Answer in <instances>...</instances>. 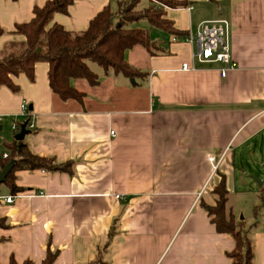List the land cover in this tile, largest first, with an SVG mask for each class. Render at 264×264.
Instances as JSON below:
<instances>
[{
  "label": "crops",
  "instance_id": "0c3cea01",
  "mask_svg": "<svg viewBox=\"0 0 264 264\" xmlns=\"http://www.w3.org/2000/svg\"><path fill=\"white\" fill-rule=\"evenodd\" d=\"M46 1L0 0V50L24 40L12 32L15 24L31 19L33 8ZM187 1L185 7H166L165 16L187 33L203 21L226 20L236 66L225 76L221 63L194 57L195 44L173 41L159 29L151 37L154 53L140 45L125 52L140 72L134 77L93 70L88 63L99 82L72 81L84 92L81 102L53 94L44 61L35 63L32 81L24 73L12 76L17 91L0 86V161L16 140L12 125L26 119L20 113L25 100L33 127L22 139L29 150L71 166L70 173H14L22 191L12 202L0 198V218L7 224L0 226L1 264L11 257L40 264L48 248L57 251L51 264H85L97 254L99 264H232L226 255L232 236L216 231L201 204H215L212 189L223 174L226 212L238 219L237 192L246 190L237 179L256 173L248 149L264 129V0ZM116 2L74 0L51 22L82 31ZM184 62L188 70L181 69ZM210 156L218 161L215 168ZM8 195L9 187L0 183V196ZM254 202L245 225L252 263L264 264V204L255 216Z\"/></svg>",
  "mask_w": 264,
  "mask_h": 264
},
{
  "label": "trees",
  "instance_id": "16d2710c",
  "mask_svg": "<svg viewBox=\"0 0 264 264\" xmlns=\"http://www.w3.org/2000/svg\"><path fill=\"white\" fill-rule=\"evenodd\" d=\"M73 1L47 0L42 6L33 8L31 19L15 24L12 32L23 35L24 40L13 41L0 50V86L5 85L13 92L17 91L18 86L13 82L12 76L24 73L32 81L35 63L44 61L48 64L47 78L53 94L61 100L81 102L84 92L75 88L72 81L83 79L91 86L99 82L98 75L90 69L89 62L96 63L104 71L112 70L134 77L140 72L127 63L125 52L137 45L145 47L152 53L155 52L154 48L157 46L149 30L132 27L133 22L146 18L150 26L169 33L177 40L187 34L174 27L173 21L165 16L166 7H185L188 4L187 0H148V4L142 9H136L138 0H117L116 9L104 6L89 20L87 27L82 31L66 30L62 25L51 22L54 13L67 12ZM2 33L3 29L0 26V35ZM9 149L10 153L0 161V165L3 168L9 161L14 162L3 181L9 187L11 195L22 191V188L15 184L14 173L17 170L71 172L70 162L58 163L51 157L36 155L29 150L23 139L14 140ZM259 190L262 204L254 207L255 216L264 204V185ZM212 192L217 195L215 204L202 203L201 206L210 216L217 232L232 236L234 246L226 255L232 264H253V249L248 227L243 219H236L231 212L229 214L226 212L227 189L223 174H220V179ZM0 226H7L3 218H0ZM112 233L110 230L108 240ZM99 255L85 264H99ZM56 256L57 251L48 248L40 264H51ZM7 264L34 263L30 259L18 263L11 257Z\"/></svg>",
  "mask_w": 264,
  "mask_h": 264
},
{
  "label": "built area",
  "instance_id": "2783aa9c",
  "mask_svg": "<svg viewBox=\"0 0 264 264\" xmlns=\"http://www.w3.org/2000/svg\"><path fill=\"white\" fill-rule=\"evenodd\" d=\"M172 40H177V38L172 37ZM179 40V39H178ZM182 40L193 43L196 45V52L194 57L201 62H217L221 63L220 68L221 76H225L230 69H234L236 64L231 57L228 36H227V22L224 19L207 20L201 22L194 32H188ZM190 66L184 62L181 64V69L188 70ZM20 113L26 119V129H31L33 124L28 121L29 110L25 100L20 102ZM2 121V116L0 115V124ZM12 129L17 133L21 129V124H13ZM8 152L2 154V158H6ZM213 156L209 157L213 168L217 166L218 161ZM0 165V170H1ZM42 194V192H39ZM5 202H12L13 196H0Z\"/></svg>",
  "mask_w": 264,
  "mask_h": 264
},
{
  "label": "rangeland",
  "instance_id": "374dc122",
  "mask_svg": "<svg viewBox=\"0 0 264 264\" xmlns=\"http://www.w3.org/2000/svg\"><path fill=\"white\" fill-rule=\"evenodd\" d=\"M148 4V0H138L137 4H136V9H142L143 7H145ZM116 4H115V8L116 9ZM132 27H139V28H147L150 32V36L153 38V36H155L156 33L160 32L159 29L154 28L152 26H150L148 20L146 18H141L135 22H133ZM89 64H91V67L93 68V70H96V68H99V65H97L94 62H89ZM85 84H88L87 81L83 80ZM250 151V157H254L255 158V163H254V169H252V171L256 172V173H250L248 172L247 175H245L243 178V181H240L237 179L238 182V187L240 188V190H246L245 193L243 192H237V199L238 202L236 200V205L238 203L240 204V212L238 213V219L241 220L243 219V221L245 222V220L249 221L250 219V213L252 211V207L250 206L251 203H253V200L256 202V204H260L261 203V199L260 197H257L256 194V188L258 186L256 180H254L253 178H251L249 176V174H253L258 176L257 174H264V168L262 166H264V163H261V161H264V129L259 132L256 137L254 139L251 140V145L248 149ZM245 151V150H244ZM242 157V155H241ZM241 159H237V161L240 163ZM240 165V164H237ZM244 183V184H241ZM241 184V185H240ZM244 194H248L250 197H244L242 195ZM240 201V202H239ZM243 201V203H242ZM254 202V203H255ZM262 204V203H261ZM235 205V207H236Z\"/></svg>",
  "mask_w": 264,
  "mask_h": 264
},
{
  "label": "water",
  "instance_id": "95a60500",
  "mask_svg": "<svg viewBox=\"0 0 264 264\" xmlns=\"http://www.w3.org/2000/svg\"><path fill=\"white\" fill-rule=\"evenodd\" d=\"M28 132L26 129V122L21 124L20 131L15 135V139H22L24 135ZM13 161H9L1 170H0V183H2L5 179L6 174L9 172V170L13 166ZM264 168V166H262ZM251 178L256 180L258 186H261L264 183V177H259L256 175H250Z\"/></svg>",
  "mask_w": 264,
  "mask_h": 264
}]
</instances>
